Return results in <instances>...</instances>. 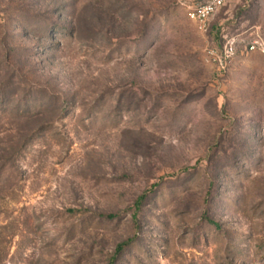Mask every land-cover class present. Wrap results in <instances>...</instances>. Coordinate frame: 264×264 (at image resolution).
Segmentation results:
<instances>
[{
	"label": "rangeland",
	"instance_id": "obj_1",
	"mask_svg": "<svg viewBox=\"0 0 264 264\" xmlns=\"http://www.w3.org/2000/svg\"><path fill=\"white\" fill-rule=\"evenodd\" d=\"M202 1L0 0V264H264V0Z\"/></svg>",
	"mask_w": 264,
	"mask_h": 264
},
{
	"label": "built area",
	"instance_id": "obj_2",
	"mask_svg": "<svg viewBox=\"0 0 264 264\" xmlns=\"http://www.w3.org/2000/svg\"><path fill=\"white\" fill-rule=\"evenodd\" d=\"M222 5V0H206L203 3L196 4L188 10V19L194 24L197 31L204 35L208 32L210 19L218 12ZM254 50V45L249 47V51ZM230 51L229 49H225L221 54H217L213 50L208 51L207 56L218 72L224 73L226 71Z\"/></svg>",
	"mask_w": 264,
	"mask_h": 264
},
{
	"label": "trees",
	"instance_id": "obj_3",
	"mask_svg": "<svg viewBox=\"0 0 264 264\" xmlns=\"http://www.w3.org/2000/svg\"><path fill=\"white\" fill-rule=\"evenodd\" d=\"M206 0H204V1H202V2H200V3H203V2H205ZM200 3H198V4H200Z\"/></svg>",
	"mask_w": 264,
	"mask_h": 264
}]
</instances>
